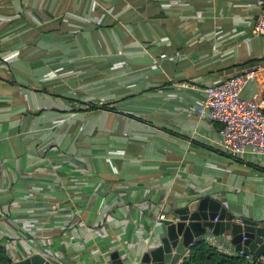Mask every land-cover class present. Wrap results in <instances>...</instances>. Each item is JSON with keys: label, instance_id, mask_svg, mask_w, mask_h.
Masks as SVG:
<instances>
[{"label": "crops", "instance_id": "1", "mask_svg": "<svg viewBox=\"0 0 264 264\" xmlns=\"http://www.w3.org/2000/svg\"><path fill=\"white\" fill-rule=\"evenodd\" d=\"M263 7L0 0V247L11 264H139L165 231L157 215L203 196L264 220V156L227 153L220 123L196 112L203 87L264 64V36L251 34ZM255 93L264 75L242 96ZM205 237L237 251L228 233Z\"/></svg>", "mask_w": 264, "mask_h": 264}, {"label": "built area", "instance_id": "2", "mask_svg": "<svg viewBox=\"0 0 264 264\" xmlns=\"http://www.w3.org/2000/svg\"><path fill=\"white\" fill-rule=\"evenodd\" d=\"M251 34L264 36V7L255 17ZM258 75H264V64L251 65L201 89L204 97L196 107V112L209 121L220 123L218 145L227 153L238 155L250 150L254 154L264 156L262 95L255 93L251 98L242 96L246 85ZM182 85L195 87L187 82ZM164 217L163 214L157 215L159 220ZM234 220L241 222L238 218ZM228 255L242 256L249 264H264V256L255 258L251 254H244L242 249Z\"/></svg>", "mask_w": 264, "mask_h": 264}, {"label": "water", "instance_id": "3", "mask_svg": "<svg viewBox=\"0 0 264 264\" xmlns=\"http://www.w3.org/2000/svg\"><path fill=\"white\" fill-rule=\"evenodd\" d=\"M234 219L219 200L210 196L186 202L173 211L172 218L160 220L165 231L157 245L142 255L139 264H176L187 249L205 241L208 233H228L231 242L244 254L264 256V220ZM111 258L112 264H124L117 255Z\"/></svg>", "mask_w": 264, "mask_h": 264}, {"label": "trees", "instance_id": "4", "mask_svg": "<svg viewBox=\"0 0 264 264\" xmlns=\"http://www.w3.org/2000/svg\"><path fill=\"white\" fill-rule=\"evenodd\" d=\"M264 103V93L262 95ZM94 107V105H91ZM264 112V108H263ZM0 264H11L6 251L0 247ZM179 264H249L239 255H228L217 250L214 246L203 241L194 245L190 252L185 255Z\"/></svg>", "mask_w": 264, "mask_h": 264}]
</instances>
